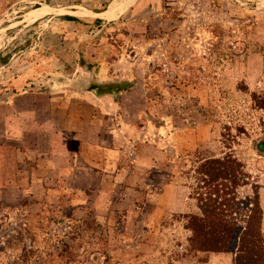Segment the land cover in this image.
Returning <instances> with one entry per match:
<instances>
[{
	"label": "rangeland",
	"instance_id": "rangeland-1",
	"mask_svg": "<svg viewBox=\"0 0 264 264\" xmlns=\"http://www.w3.org/2000/svg\"><path fill=\"white\" fill-rule=\"evenodd\" d=\"M111 1L0 0V264H210L222 253L194 248L189 216L245 226L264 189V0H118L109 20L78 22L29 15ZM105 83L130 84L112 109L86 94ZM25 92L70 108L56 126L79 121L71 129L96 143L67 133L70 154L98 159L117 187L19 191L41 156L22 151L33 136L4 135L8 117L32 122L14 112L33 105L16 98ZM213 159L238 161V184L207 175Z\"/></svg>",
	"mask_w": 264,
	"mask_h": 264
},
{
	"label": "crops",
	"instance_id": "crops-1",
	"mask_svg": "<svg viewBox=\"0 0 264 264\" xmlns=\"http://www.w3.org/2000/svg\"><path fill=\"white\" fill-rule=\"evenodd\" d=\"M104 85L113 84L105 83ZM106 90H108V88H106ZM86 94L96 99L97 103L95 104H98L99 102V104L106 103L110 105L116 92L113 91L112 93L98 95L96 90H86ZM86 96L87 95H83L81 98H86ZM23 97H26L27 99L32 98L35 104L33 103V105L28 107L24 112L18 111V107L14 105V108L17 110H14V112L17 114L20 112H22L20 114H33V118L31 120L32 122L25 121V117L23 118L22 116L8 117L7 120L5 118L4 120H6V130L4 135L7 136V138L12 139H14V137H22L21 139H25L26 136H31L32 138L33 136L34 143L31 145V148L24 146L22 151H28L31 153L33 150V153L35 154L40 152L41 156L39 159L35 158L34 161L29 163V169H31V171L33 169L37 171H33L30 174L32 181L28 182V186L26 188L19 190L20 192L44 193L45 191H51V189L55 187L53 184L56 182L63 189V191L78 194H84L87 191H92L94 194L107 193L113 186L117 187V183L115 184L112 181V179L115 177V174H112L111 169L107 168V170H103L104 168H101V166L96 167V164L100 163L98 159L92 157V159L90 158L88 160L85 158V156L81 157L79 154L76 155L75 159V157L70 154L68 145L70 141L64 138L67 133L74 132V141L79 142L77 146L80 145V147L83 149L87 147H93V150H96V143L84 141L82 137V130H76V128H74V130L71 129L72 126L78 125L79 121H66L65 119H62L66 125H70L69 131V128L66 130H61L59 129L60 125L56 126L54 121L56 119L53 117V115H55V113L58 115L63 114L62 117H64V114L70 113V108L68 106H65L64 104L60 105L54 96L46 95L44 93L25 92L16 98L22 99ZM65 97L66 96H64V98ZM51 100L54 101L51 102ZM95 106L97 107L98 105ZM109 108L112 109L111 105ZM40 114H42V116H40ZM24 124L28 125L27 132H24V130H26L24 128H22L21 131H18L21 126L24 127ZM41 139H45L46 141ZM44 141L46 142L44 143L46 145L42 144ZM59 154H61L62 159L60 158ZM32 162H34V166H32ZM110 162L113 161L110 160ZM89 163H91L95 168L90 166ZM98 168H101V170ZM45 180L49 182L50 185L42 186L39 185L38 182H35H44ZM40 188L44 190H40ZM259 196L260 205L263 209L262 229L264 231V189H262ZM225 262H230V264L232 263V259H230V257L225 253L219 255L214 254L210 257V264H223Z\"/></svg>",
	"mask_w": 264,
	"mask_h": 264
},
{
	"label": "trees",
	"instance_id": "trees-1",
	"mask_svg": "<svg viewBox=\"0 0 264 264\" xmlns=\"http://www.w3.org/2000/svg\"><path fill=\"white\" fill-rule=\"evenodd\" d=\"M106 6L107 4L102 10ZM63 19L71 22L79 21L73 17H64ZM128 87H130L128 83L92 85L88 90H96L98 95H101L113 91H124ZM262 104L264 106V102ZM257 149L264 152V140L258 142ZM209 163L211 166L205 171L213 180L231 179L232 182L238 184L237 178L242 167L238 161L213 159ZM251 205L250 215H248L245 226L225 221L214 211H208V214L202 217L189 216V228L193 232L191 241L194 248L207 253L237 252L235 264H264L263 209L260 205L259 192H254Z\"/></svg>",
	"mask_w": 264,
	"mask_h": 264
},
{
	"label": "water",
	"instance_id": "water-1",
	"mask_svg": "<svg viewBox=\"0 0 264 264\" xmlns=\"http://www.w3.org/2000/svg\"><path fill=\"white\" fill-rule=\"evenodd\" d=\"M130 5H127L125 8H123V11L126 10ZM105 10L100 11V12L86 13V12L75 11V10L45 9L41 11H34L30 13L29 15L30 17H37V18H43V17L55 15V16H64V17H73V18H94V19H99V20H109L107 17H105V14H106Z\"/></svg>",
	"mask_w": 264,
	"mask_h": 264
},
{
	"label": "bare ground",
	"instance_id": "bare-ground-1",
	"mask_svg": "<svg viewBox=\"0 0 264 264\" xmlns=\"http://www.w3.org/2000/svg\"><path fill=\"white\" fill-rule=\"evenodd\" d=\"M117 1L118 0H112L110 3H109V5H108V7H107V11L105 10V12H106V14H105V17H108L110 14H111V12L113 11V9H114V7H115V4L117 3Z\"/></svg>",
	"mask_w": 264,
	"mask_h": 264
}]
</instances>
